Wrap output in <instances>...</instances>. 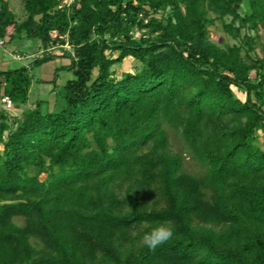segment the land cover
<instances>
[{
    "label": "trees",
    "instance_id": "obj_1",
    "mask_svg": "<svg viewBox=\"0 0 264 264\" xmlns=\"http://www.w3.org/2000/svg\"><path fill=\"white\" fill-rule=\"evenodd\" d=\"M240 3L24 0L18 19L0 0V40L45 52L0 69V264H264V56L246 61L208 30L210 12L232 14L235 35L264 22V0L247 16ZM60 57L64 103L11 119L3 97L20 111L33 67ZM128 57L142 69L118 78ZM165 221L173 238L150 251L143 236Z\"/></svg>",
    "mask_w": 264,
    "mask_h": 264
},
{
    "label": "rangeland",
    "instance_id": "obj_2",
    "mask_svg": "<svg viewBox=\"0 0 264 264\" xmlns=\"http://www.w3.org/2000/svg\"><path fill=\"white\" fill-rule=\"evenodd\" d=\"M72 0H67L71 3ZM12 8L14 9L17 18L23 19L25 17L24 0H10ZM168 8L165 11L159 12L158 17L167 16L170 13ZM238 13L242 16H247L251 10L248 0H241L240 5L237 7ZM209 16L212 22L208 25L210 38L222 47H229L233 45H239L242 48V55L246 61L251 62V58H258L264 56V22L259 23L255 28L249 26L239 28V34L235 35L227 30L226 24H232L238 28L240 23L234 18L232 14H227L222 17H218L217 14L210 12ZM62 47L55 45L51 48V51L56 54L62 53ZM44 46L42 42L37 38H25L16 37L13 40H6L4 45L0 46V69L17 68L21 65L28 66L36 57L44 54ZM110 54V51L108 52ZM14 54H20L23 56L21 60H15ZM17 57H19L17 55ZM67 59L57 58L56 60L49 61L41 66H34L32 70L33 81L30 87L29 98L27 103L22 106L20 111L9 109L11 119L21 116L23 111L28 109L40 108L44 113L54 111L64 103V85L65 83H59L53 81L56 73V69L60 64H66ZM115 74L118 78L122 77V74L126 71H139L142 69L140 61L133 57L126 58L123 62L114 66ZM61 75L60 82L64 80V76L68 79L71 74L68 70H60ZM252 77L255 78V71L252 72ZM236 94L242 99H246L245 89H238L233 87ZM171 148L174 152H183L184 142L172 136ZM256 144L264 149V129L258 130V138ZM184 153V152H183ZM185 168L189 172H196L197 165L193 162L189 155L185 154ZM36 170L32 169L31 173ZM45 174L42 175V178ZM16 223L23 225L24 219L21 217L15 218Z\"/></svg>",
    "mask_w": 264,
    "mask_h": 264
},
{
    "label": "clouds",
    "instance_id": "obj_3",
    "mask_svg": "<svg viewBox=\"0 0 264 264\" xmlns=\"http://www.w3.org/2000/svg\"><path fill=\"white\" fill-rule=\"evenodd\" d=\"M173 235V223L165 221L153 227L143 236V244L150 251H155L157 248L167 244L173 238Z\"/></svg>",
    "mask_w": 264,
    "mask_h": 264
},
{
    "label": "crops",
    "instance_id": "obj_4",
    "mask_svg": "<svg viewBox=\"0 0 264 264\" xmlns=\"http://www.w3.org/2000/svg\"><path fill=\"white\" fill-rule=\"evenodd\" d=\"M17 55L19 56V57H17ZM14 54V59L15 60H21L22 58H23V56H21L20 54ZM59 59V58H58ZM0 61H1V59H0ZM62 64H60V66H61ZM22 66V65H21ZM28 66H30V64L28 65ZM59 67V66H58ZM2 69V68H1ZM66 77L67 76H64V80L62 81V82H60V79H61V75H60V73H58V78L56 79V81H58V83H56L57 85H60L61 83H65L66 81H67V79H66ZM60 83V84H59Z\"/></svg>",
    "mask_w": 264,
    "mask_h": 264
},
{
    "label": "built area",
    "instance_id": "obj_5",
    "mask_svg": "<svg viewBox=\"0 0 264 264\" xmlns=\"http://www.w3.org/2000/svg\"><path fill=\"white\" fill-rule=\"evenodd\" d=\"M4 44H5L4 43V40H0V46L1 45H4ZM2 101L5 103V105H6V107L8 109H11L13 103H12V100L8 96H4L3 99H2Z\"/></svg>",
    "mask_w": 264,
    "mask_h": 264
}]
</instances>
